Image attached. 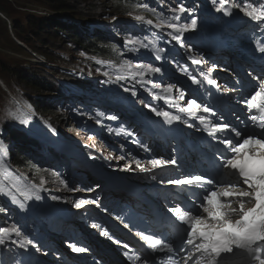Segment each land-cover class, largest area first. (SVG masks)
<instances>
[{"label": "snow or ice", "instance_id": "6c2138e0", "mask_svg": "<svg viewBox=\"0 0 264 264\" xmlns=\"http://www.w3.org/2000/svg\"><path fill=\"white\" fill-rule=\"evenodd\" d=\"M226 0H220V9H224ZM218 9V10H220ZM226 14L227 9H224ZM179 12H184L185 9L181 6ZM248 16H253L252 12L247 13ZM257 20L262 19L261 16L255 17ZM138 20H143V17H137ZM151 24V21H148ZM197 20L191 19L190 25H184L183 28L177 27L175 24H169V27L176 29L179 33L189 29H195ZM175 39L179 40L177 35ZM264 52V48H261ZM159 59V56L156 57ZM198 62V61H197ZM141 69L144 66H138ZM146 71L158 73L160 68L147 66ZM144 75V71H141ZM210 83H214L210 81ZM171 85L165 91H171ZM183 99V94H181ZM250 109L259 112H264V83L259 84L257 90L251 95L250 101L247 102ZM200 109V105L195 100H191L187 104V108L180 109L192 114ZM156 112V109H152ZM206 113H211V109L204 107ZM158 116L164 117L168 122L178 121L180 117L173 115L167 111L157 112ZM254 126L260 129L259 132L251 134L245 133L244 138L236 140L235 138L224 139L225 154L220 157V167L235 176L236 179L229 181H216L215 190L209 191L202 197L200 209L207 214L205 219L199 210L197 214H193L192 210L182 211L180 207H174L170 211L176 216L181 225L185 227L186 239L183 241L185 246H191V251L188 254L187 260L193 259V253H196V264H223L227 257H233L231 264H264V119H261L256 124L257 118L251 117ZM204 117H201L203 122ZM229 129L228 124H216L213 126L209 135H214L216 132H221ZM235 133V137H241V132L231 129ZM153 166L161 164L159 160L152 161ZM171 164L175 165L176 160H171ZM139 166V165H138ZM144 170V169H142ZM176 185H211L213 182L208 180L204 175L186 176L184 179L170 181ZM227 183V188L220 189L219 185ZM240 186H245L247 190L234 192L231 189ZM3 189H0L2 191ZM37 199L40 197L37 196ZM239 200L238 208H231L224 204V200ZM249 199L256 201L255 206L245 209L244 202ZM15 201V197H13ZM24 207L23 203L19 205ZM80 206L79 204L77 205ZM238 215L239 219L233 221L229 217ZM213 221V222H209ZM5 231L0 229V232ZM153 251L167 249L172 251L171 244H165L163 240L156 238L153 235H145L140 233ZM4 240L0 239V244ZM31 243V241L29 242ZM181 251L184 248L180 249ZM75 251H84V249H75ZM144 264H148L144 261Z\"/></svg>", "mask_w": 264, "mask_h": 264}, {"label": "rangeland", "instance_id": "374dc122", "mask_svg": "<svg viewBox=\"0 0 264 264\" xmlns=\"http://www.w3.org/2000/svg\"><path fill=\"white\" fill-rule=\"evenodd\" d=\"M12 7H13V2H11L10 0H8ZM21 1V0H19ZM19 1L16 2V6H14L16 9V13L15 11L12 14V16H16L18 17L16 20L17 22H19V25L24 23V20L27 17L26 13L28 14H36V15H41L42 17H49V18H54L56 19V15H59L57 13L61 12L60 7H64L67 9H70L71 12H69L67 10V13L70 14L71 17L76 16L78 17H85L88 13H90V11H93L94 8L92 5L93 3H90V0H62L60 2L56 1V2H52L51 5H47L45 2H47V0H35V1H31L34 2L33 4H29L27 2H29L30 0H22V4H19ZM27 3V4H25ZM25 4V5H24ZM100 4L99 2L96 3ZM17 5H21V6H17ZM24 5V6H23ZM23 6V7H22ZM98 6V5H97ZM183 7H189V5L184 4ZM4 15V14H3ZM44 24V23H43ZM47 26V25H46ZM45 24L42 25L40 28L36 29L33 28L31 29L30 33V29L29 27H21L19 28L21 31V34L24 35L27 40H32L34 42V44L37 45V48L40 51H43L47 54H49V56L53 57V58H60L61 56L65 55V56H69L70 61L77 63L79 66L78 69L84 71V72H88L89 75H94L96 72L93 69H90V61L81 53L75 51V48H69L66 47L65 41H62L63 39L60 38H55V30H53V28H50V26L46 27ZM77 29V27H74ZM0 29L2 30V28L0 27ZM26 34H24V33ZM5 40L3 39V37L0 35V42H4L5 44V50H0V60L1 62L4 63V67L8 68H17L18 67V62H16V59L18 57L17 53H15V48L14 45L12 43V40L6 37V35H4ZM200 44H204V42L202 40H200ZM0 46H3L0 44ZM181 47H184V45L182 44ZM1 48V47H0ZM208 48H210V46H208ZM52 49V51L50 50ZM169 51L170 52H174V48L173 47H169ZM52 53V54H51ZM74 54V56H73ZM20 57H23L24 55L19 54ZM72 56V57H71ZM6 62V63H5ZM26 62H30V61H22V67L26 68V69H30L33 70L31 71V73H38V74H42V75H47L48 74L46 72H41L39 69L34 68V65H28ZM65 65L58 63V64H53L50 63V67L55 69V67H62L64 68ZM28 91H32L30 89H28ZM5 92H3L0 88V106H3L4 104H7V100L4 97ZM90 105H92L93 103H89ZM70 112H72V108L68 109ZM66 110V111H68ZM12 114L11 111L9 112H3V110L0 109V118H8L10 115ZM26 122H30L28 121V118L25 117ZM33 124V123H32ZM117 131L119 132L120 129L117 128ZM68 134L70 136H72L75 140L81 142V143H85V144H89L92 148H94L95 151L99 152V150L101 149L102 145L100 140H97L96 138H94L92 135H90V133H83V132H79L77 130V128H72L70 131H67ZM8 166V165H7ZM9 167V166H8ZM10 180V178H9ZM46 184L49 186V191L52 190V197L53 198H57L59 196H63L68 202H69V206L72 205V200L69 197V193L66 192L65 188H61L59 189V185L57 184V179L54 178V176H52L51 178H49L46 181ZM4 186H6V184L0 182V189H3L2 191H0V194L2 197L8 199L10 202H14L13 200V193L6 190L4 188ZM46 189V188H43ZM59 190V192H62L61 194L59 193H55L56 190ZM68 190V189H67ZM69 192L71 190H68ZM53 227V226H52ZM57 230V229H56ZM5 231H7V233L9 235L14 234L15 237L17 239H19V235L17 234V232L15 231H9L7 228H5ZM58 232H60L59 230H57ZM66 234V232L64 233ZM74 249V247H73ZM12 250V249H10ZM45 256H50V254L45 253ZM23 254L19 253V264H22L23 261Z\"/></svg>", "mask_w": 264, "mask_h": 264}, {"label": "trees", "instance_id": "16d2710c", "mask_svg": "<svg viewBox=\"0 0 264 264\" xmlns=\"http://www.w3.org/2000/svg\"><path fill=\"white\" fill-rule=\"evenodd\" d=\"M10 1L14 3L13 7L8 0H0V11L3 12L9 18H11V28H12V31L15 33V36L18 39H20L21 42L25 43L29 48H31L32 51L38 52L41 55H43V57L46 60H56V59L49 56V54L43 51H40L37 48V45L34 44L32 40H27L26 38L27 36L25 37L24 35L21 34V31L19 28H21L22 26L29 27L30 33H32L31 29L33 28L38 29L42 25L45 24V26L46 25L50 26V28H53V30H55L56 32L55 38L58 39L61 37L63 39L62 41H65L68 37V40H70V43L73 42V45L82 47L85 50L92 49L93 52L98 53L101 57H103V59H106L107 61L109 60V56L107 55V50L103 49L102 46L99 49H97V46L94 40H92L91 38H87L86 35H80L81 34L80 32L78 34L77 30L74 27L67 26L66 24H63L58 20H53V19L26 13L28 18L24 20L23 24L19 25V22H17L16 20L18 17L12 16L11 14L14 11L15 13L17 12L14 6H16V2L19 0H10ZM31 1H35V0H30L27 3L33 4L34 2H31ZM56 1L60 2L62 0H47V2L45 3L47 5H51L52 2H56ZM97 2H99V0H90V3H93L92 5H94L93 6L94 10L90 12L91 14H89V17H96L98 19H101L102 17L107 18V17L114 16L115 14L118 13V11L121 10V5H122L121 0H100V3L102 6L100 4H97L98 5L97 6L96 5ZM22 3H23L22 0L19 1V4H22ZM17 6H21V5H17ZM105 7L107 9L102 13L101 10H103ZM60 9L61 11L66 10V8L62 6L60 7ZM67 10L71 12L70 9H67ZM0 27L2 28V30L0 29V35L3 37L4 40H5L4 35H6V37L9 39V36L5 29V22L1 20V18H0ZM0 44L3 45V46H0L1 47L0 50L1 49L5 50L6 47H5L4 42H0ZM14 48L20 52L27 54V52H25V50L21 46L15 43H14ZM16 62H18V67L11 69L7 67V64H6V67L3 68L4 63L1 62L0 60V78L10 88H13V87L20 88L21 96L27 99V101H29L32 104L36 112H38L45 120H48L49 112L51 111V109L48 108L46 104L42 103L43 98L39 96V95H45L46 93L51 92V86L47 79V75L38 74L36 72L31 73V71L33 70L25 69L22 67L21 60L16 59ZM39 70L41 72H44L42 69H39ZM28 89L32 91L29 92ZM19 137H22V134L20 132L12 131L8 129L6 136H5V140L7 142H15L16 139ZM12 161L17 165L20 164V156L17 152L13 154Z\"/></svg>", "mask_w": 264, "mask_h": 264}, {"label": "bare ground", "instance_id": "6f19581e", "mask_svg": "<svg viewBox=\"0 0 264 264\" xmlns=\"http://www.w3.org/2000/svg\"><path fill=\"white\" fill-rule=\"evenodd\" d=\"M107 8L105 7L103 10H101V12L103 13L105 10H106ZM73 19H75V20H77V17L76 16H73L72 17ZM81 23H83V24H85V28H86V30H88V31H91V32H97V31H99V25H100V20L99 19H97L96 17H89V16H86L85 18H84V21L82 22V21H80ZM256 26H250L249 28H248V30H250V31H253V29H254V27H258V25L257 24H255ZM259 28V27H258ZM68 38V37H67ZM70 38V37H69ZM73 56H74V54H73ZM72 57V56H71ZM3 166V168H5L6 170H8L9 169V167L7 166V165H5V164H3L2 165ZM1 175H3V173H2V170H1V168H0V176ZM4 176V175H3ZM20 178H23V177H21V176H19ZM20 180H22V179H20ZM24 185H25V187H26V191H30V190H33L34 188H31L28 184H25L24 183ZM12 188L13 189H15L16 190V188H15V186H13L12 185ZM32 198V193L31 192H29L27 195H26V197H25V199H31ZM25 203L26 204H34V203H30V202H27V201H25ZM35 225H38V224H35ZM50 225L51 226H53V227H55L56 225H54V224H52V223H50ZM46 228V227H45ZM144 228H146V226H144ZM159 228L160 227H151L150 229H156V230H159ZM76 235H78V233H76ZM161 237H162V235H161ZM181 240V237H175V244H178L179 243V241ZM165 244H171L172 245V247H174V243H172V242H170V241H167V243H165ZM164 250H166V251H168L166 248L164 249ZM168 252H170V251H168ZM156 254H157V256L159 257L160 255H161V250L160 251H156ZM170 254V253H169Z\"/></svg>", "mask_w": 264, "mask_h": 264}]
</instances>
